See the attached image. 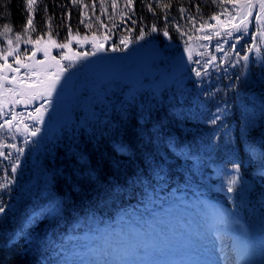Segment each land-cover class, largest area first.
<instances>
[{
	"label": "trees",
	"instance_id": "16d2710c",
	"mask_svg": "<svg viewBox=\"0 0 264 264\" xmlns=\"http://www.w3.org/2000/svg\"><path fill=\"white\" fill-rule=\"evenodd\" d=\"M247 3L36 0L29 12L26 0H0V28L7 26L15 35L26 30L29 36L49 35L64 42L75 35L102 37L106 44L123 49L117 50L120 57L127 56L128 50L148 52L154 55L153 62H165L160 71L172 74L188 64L189 54L192 61L196 55H206L204 49L212 47L211 41L224 38L241 44L231 70L219 65L206 76L191 77L180 97L173 80L161 84L159 91L150 94L146 117H141L131 97L121 101L119 95L123 104L97 119L94 126L82 122V110L75 136L66 129L54 142L47 140L49 150L36 156L46 171L39 173L35 192L18 198L4 195L0 201L5 208L0 213V264H57L71 235L113 219L128 206L148 204V191L166 179L179 175L181 184L193 188V176L187 170L185 176L170 163L159 165L156 160L155 154L166 153L172 143L174 148L196 153L198 143L205 141L212 145L215 163L238 164L237 182L228 194L236 201L235 193H241L242 209L246 207L255 179L264 184L263 37L256 38L254 45L251 42L255 30L261 31L254 21L261 15L260 0L252 3L247 29H240L247 33L233 28L243 20L240 12L247 11ZM224 17L233 20L225 22ZM141 31L144 38L137 39ZM247 52L251 56L245 61L242 57ZM255 139L259 147L254 146ZM31 176L23 177L29 181ZM228 180L226 169L221 170L215 186L218 195L227 191ZM174 190L168 186L161 196L171 197ZM209 196L217 199V195Z\"/></svg>",
	"mask_w": 264,
	"mask_h": 264
},
{
	"label": "rangeland",
	"instance_id": "374dc122",
	"mask_svg": "<svg viewBox=\"0 0 264 264\" xmlns=\"http://www.w3.org/2000/svg\"><path fill=\"white\" fill-rule=\"evenodd\" d=\"M254 1L251 0L252 3ZM257 11L261 13L260 6ZM258 15L260 14L254 17V21L256 28L261 31L255 30L251 36L253 45L261 32H264V19L257 20ZM261 15L264 17V13ZM224 20L228 22L233 18L224 17ZM241 31L247 33L245 30H240L239 33ZM67 40L59 41L49 35L29 36L26 30L21 31L20 35H15L12 30L0 28V65H10V68H0V77H6L2 81L3 87H0V105L5 106L0 111V124H3L5 120H12L10 128L5 126L0 129V152L3 153L0 160V182L5 185L0 188V201L5 196L18 198L35 192L39 173L46 171L39 165L40 159L36 160V156L40 152H46L47 140L54 142L56 136L64 135L66 129H70V133L75 136L76 127L80 125L77 111L79 101H81L79 107L83 110L82 122L89 126H94L97 119L106 117L115 111L118 105L123 104L119 103V93L122 96L121 100L127 101L131 97V102L136 105L143 118L151 108L150 94L153 91H159L161 84L165 86L169 79L173 80L176 83L175 92L181 96L187 80L196 77L193 69L202 70L207 67L209 71L218 69L221 65L224 71L231 70L234 66L232 61L241 48L240 40L236 42L224 38L214 40L211 41L212 47L204 49L209 54L194 56V61L189 60L188 64L179 67L175 74L161 69L154 77H143L137 82L124 85L113 78L108 80L99 78L98 66L104 63L106 54L118 53L112 51L113 44H106L107 39L75 35ZM65 44L68 47L54 46ZM96 44L103 45L104 50L97 52L94 46ZM127 52V56H122L121 59L130 69L143 70L165 66V62H153L154 55L151 53L133 50ZM90 53L95 54L90 55ZM77 54H81L79 58ZM245 55L249 57L251 53L247 52ZM184 56L186 53L181 55L180 59ZM17 61L20 63L18 64ZM197 61L199 63H196ZM208 61H211V64H208ZM60 67L67 68V71L61 76L55 91H64L67 78L74 77L69 99L64 101L53 97L57 93L55 92L50 97H40L28 103L15 102L22 99L20 93L26 91V85L39 86L41 81L47 80L50 74L57 72ZM82 95H86V99H82ZM46 98L50 101L49 103H45ZM42 104L46 109L47 120L43 122L33 120L31 117L36 115V109ZM13 116L15 119H12ZM67 123L69 125L65 127L64 124ZM35 127L39 128V132L31 136L30 133ZM19 149H23V152ZM202 151L205 155L211 156V146L204 145ZM191 157L182 156L180 159L170 156L168 161L177 162L180 167L195 173L200 183L205 182L210 186H216L222 165L211 164V158L204 160L200 155ZM13 165L16 167L15 172L12 171ZM231 167L232 165L225 168L226 171L229 169L227 173L229 179L232 176L237 177V170ZM31 174L32 179L26 181L23 176ZM252 187L250 194L252 193L254 198L249 201V207L244 213L233 211L227 205H219L226 211V216L233 218L234 222L228 227L222 222L216 225L228 230L226 232L228 235L236 236L239 233L236 239L239 246H244L242 239L247 241L249 239V246L247 245L249 252L244 246L242 255L249 262L259 264V259L264 257V185L256 182ZM237 196V203L241 208V193H237ZM203 202V199H175L147 216H140V213L134 211L121 212L115 221L97 226L90 231H83L80 236H75L63 264H105V262L108 264H182V262L183 264H224L222 257L226 254L225 249L223 250L225 253H219L212 248L210 250L202 248L213 240L209 233V222ZM216 210L218 213L221 212L220 208ZM221 218L222 216L219 219ZM230 218L226 219L227 223ZM178 219L181 225L177 224ZM247 222H250L253 227L257 226L256 231L251 229V232ZM184 228L190 229V233L182 234ZM135 229L142 231L137 233ZM251 235L255 236L254 240ZM119 241L122 246L114 247L113 242ZM253 245H256L255 249ZM186 252L188 256L195 254V262L187 259ZM234 254L230 255L229 264L236 263Z\"/></svg>",
	"mask_w": 264,
	"mask_h": 264
},
{
	"label": "snow or ice",
	"instance_id": "6c2138e0",
	"mask_svg": "<svg viewBox=\"0 0 264 264\" xmlns=\"http://www.w3.org/2000/svg\"><path fill=\"white\" fill-rule=\"evenodd\" d=\"M36 2V0H26V4H27V9L29 12H31L32 10V6L33 4ZM128 4L132 3V0H127ZM164 7H168V5H164ZM246 8L247 11H243L241 10L240 15L243 16V20L241 21L240 24H235L233 25V28L236 30H240V29H247L248 27V16L251 15V8H252V2L251 0H248V3L246 4ZM260 9H261V13H264V0H260ZM257 20H261L264 19V17L258 15L256 17ZM28 24L31 25L32 24V19L31 17L28 18ZM5 28L7 29V26H5ZM151 31L155 32L157 31V28L155 25L152 26ZM69 35H71V30H69ZM145 33L143 31H141V34L139 37H137V39H143L144 38ZM163 35L165 37H167L169 35L168 31L165 30L163 32ZM229 35H231V33H229ZM261 37H264V32H261ZM19 39V37H17ZM262 42H264V40H262ZM123 43L126 45L128 43V41H123ZM55 47H68L67 44L65 45H54ZM96 48V51H103V45L100 44H96L94 45ZM233 47H235L233 45ZM117 50H123V49H117V48H113L112 51H117ZM252 48H249L248 51L252 52ZM257 51H259V49H257ZM47 54V53H46ZM95 53H90V55H94ZM33 55H35V53H33ZM81 54H77V57L79 58ZM85 55H89V54H85ZM237 55H239V53H237ZM67 58V57H65ZM188 59L191 60V54H189ZM215 59V58H213ZM243 60L247 61L249 59L248 55H245L242 57ZM17 63L19 64L20 62L17 61ZM196 63H199V61H197ZM208 64H211V61H208ZM3 67H9L10 65H0V68ZM15 71V70H13ZM67 71V68L64 67H60L59 70L55 73L50 74V76L48 77L47 80L45 81H41L39 83V86L37 85H26V91H21L20 95L22 97V99L20 101H15L17 103H28L32 100H35L37 98L40 97H50L52 92H54L56 90V86L59 84L60 82V78L61 76L64 74V72ZM193 71L195 72V75L197 77H200L202 75V71H203V75H207L208 71H207V67H204L202 70H196L193 69ZM6 79V77H0V87H3L2 81ZM39 87V90H37V88ZM50 101L46 98L45 99V103H49ZM2 105H0V111H2ZM46 111V109L44 108L43 104L36 109V115L32 116L31 118L33 120L39 121V122H43V112ZM12 119H15V116H13ZM216 119H219V117L217 116ZM211 123H215V120L211 121ZM12 124V120H5L3 124H0V129L5 128V126H8L9 128L11 127ZM25 130H27V125H25ZM39 132V128L35 127L33 131H31V136H35L37 133ZM20 152H23V149H19ZM0 155H3V153H0ZM233 169L238 170L239 169V165L238 164H233L232 165ZM12 171L15 172L16 171V167L15 165H13L12 167ZM237 182V177L236 176H232L229 180H228V185H227V191L229 193H231L233 191L234 185ZM5 187V185L0 184V188ZM5 211V208L3 206H0V213H3ZM105 264H108V262H105Z\"/></svg>",
	"mask_w": 264,
	"mask_h": 264
},
{
	"label": "water",
	"instance_id": "95a60500",
	"mask_svg": "<svg viewBox=\"0 0 264 264\" xmlns=\"http://www.w3.org/2000/svg\"><path fill=\"white\" fill-rule=\"evenodd\" d=\"M102 71V75L100 76L101 79H107L111 76L122 80L123 83H131L138 80L140 77H150L154 76L158 69L152 68H145L143 70H128L125 68L123 62L120 60L116 53H109L105 57V64L99 67ZM74 82V77H70L67 80V88L63 94H58L62 98H66L69 96L70 90L72 88ZM55 93V92H53ZM5 108V106H4ZM264 264V261L263 263Z\"/></svg>",
	"mask_w": 264,
	"mask_h": 264
},
{
	"label": "bare ground",
	"instance_id": "6f19581e",
	"mask_svg": "<svg viewBox=\"0 0 264 264\" xmlns=\"http://www.w3.org/2000/svg\"><path fill=\"white\" fill-rule=\"evenodd\" d=\"M221 222V220L220 219H218L217 220V222L216 223H220ZM242 243H243V245L247 248V252H249L248 251V247H247V245L249 246V243H248V241H247V239H245V240H243L242 239ZM236 246H239V244L236 242ZM244 246H240V251H239V253L240 254H238V258H242V257H244L243 255H242V250H243V247ZM221 249V248H220ZM219 253H225L224 251H220ZM229 252H227L226 251V254L225 255H223V257H222V261L224 262V264H229L230 263V261L228 262V260H229V258H230V255L231 254H233V253H235V251L233 252V250H232V252H230L229 254H228ZM235 255V254H234ZM245 259L244 260H238V261H236V263L235 264H255V263H253V262H249V260L246 258V257H244ZM234 260V259H233Z\"/></svg>",
	"mask_w": 264,
	"mask_h": 264
},
{
	"label": "flooded vegetation",
	"instance_id": "af4514ba",
	"mask_svg": "<svg viewBox=\"0 0 264 264\" xmlns=\"http://www.w3.org/2000/svg\"><path fill=\"white\" fill-rule=\"evenodd\" d=\"M39 108V107H38ZM45 114V112H43ZM1 153V152H0ZM2 156L0 155V160H1Z\"/></svg>",
	"mask_w": 264,
	"mask_h": 264
}]
</instances>
